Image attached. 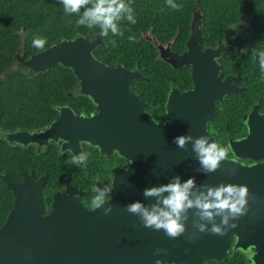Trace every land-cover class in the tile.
Masks as SVG:
<instances>
[{"label":"water","instance_id":"1","mask_svg":"<svg viewBox=\"0 0 264 264\" xmlns=\"http://www.w3.org/2000/svg\"><path fill=\"white\" fill-rule=\"evenodd\" d=\"M199 20L195 12L188 50L177 58L178 66L192 65L195 87L169 93L163 122L153 118L147 109L150 104L132 89L134 80L145 78L138 69L108 65L95 56L94 50L102 42L98 37L62 39L27 59L18 53V62L36 72L57 64L71 68L78 78L79 92L90 97L96 109L83 114L68 105L58 106L56 118L45 128L11 131L3 139L35 144L39 150L54 143L72 155L84 152L83 143H88L108 158L116 152L128 165L113 173L109 215L103 213L108 203L96 210L85 205L78 198L83 189L69 179L64 180V190L53 194L51 211L46 212V175L37 177L32 170L15 181L0 172L14 194L13 207L0 226V264H155L157 259L164 264H201L204 260H224L234 236L235 248L257 245L251 258L254 264H264V163L245 165L227 158L218 170L203 174L197 171L200 165L191 143L181 149L173 142L181 135L209 136L210 142H216L208 126L217 110L215 100L223 101L225 93L239 92L235 87L213 86L203 74L199 82L196 72L207 74L211 54L209 48H200ZM251 118L247 138L230 145L236 156L261 159L264 139ZM174 176L182 181L194 177L197 185H246L251 194L249 211L233 221L237 226L222 236L193 228V210H189L185 233L178 238L143 227L125 206L136 201L154 203V198H144V190L166 184ZM243 235H247L246 242ZM157 248L166 249L167 255H154Z\"/></svg>","mask_w":264,"mask_h":264},{"label":"trees","instance_id":"2","mask_svg":"<svg viewBox=\"0 0 264 264\" xmlns=\"http://www.w3.org/2000/svg\"><path fill=\"white\" fill-rule=\"evenodd\" d=\"M133 8L136 20L131 24L126 19L119 23L123 35H107L106 45L94 50V53L107 63H120L129 68L135 66L147 76L137 79L132 88L140 98L150 102L158 118H164L165 104L169 85L167 77L172 66L157 59L154 45L141 35L142 21L146 18L155 20V30L167 31V37L175 29V18L182 24L185 36L190 29L195 6L202 12L204 29L218 25L226 20H239L250 17L253 23L264 25V0H174L182 5L179 10L167 6V0H126ZM90 6V5H89ZM80 14H66L60 0H0V125L6 129H39L58 114L57 107L68 105L76 113L90 111L94 104L88 96L80 95L79 81L71 68L57 64L45 71L36 72L18 62V53L25 59L40 52L33 47L34 38H46L45 48L62 39L85 35L92 39L100 31L98 27L88 28L77 24ZM149 24L145 25L148 28ZM264 33V29L262 30ZM134 36L135 42L129 37ZM186 87L191 84L190 76L182 75ZM72 94V95H71ZM55 106V107H54ZM227 110L221 108L213 119L217 121ZM222 130V123L218 124ZM84 152L89 153L84 164L68 163L72 154L60 150L50 143L38 150L36 146H22L0 138V172L7 173L13 180L22 179L24 172L35 171L36 176H47L44 185L46 208H51L53 194L64 189L61 178L70 182L83 192L79 199L91 207L93 185L104 187L111 185L113 171L119 166H126L125 158L115 154L107 158L96 146L84 145ZM115 163V164H114ZM96 177H100V183ZM14 194L0 177V225L13 207ZM230 258L222 261L206 260L203 264H227Z\"/></svg>","mask_w":264,"mask_h":264},{"label":"flooded vegetation","instance_id":"3","mask_svg":"<svg viewBox=\"0 0 264 264\" xmlns=\"http://www.w3.org/2000/svg\"><path fill=\"white\" fill-rule=\"evenodd\" d=\"M195 12H197V14L200 16V20L196 24V27H198L201 32V39L199 41L200 48L202 51L209 48L211 53L209 54L210 67H207V74H204L201 70L196 72L199 82L203 74V77L207 78L206 81L213 86L216 83L215 86L235 87L239 90V92L225 93L223 96V101L220 99L215 100L217 110L213 118L208 122L209 130L214 135L217 143L222 146L229 147L230 150L227 158L235 159L245 165L264 163V158L253 159L236 156L230 145L231 141L237 142L247 138L250 132L249 121L251 116L253 126L258 130L259 136L264 139V72H262L260 69L259 57L253 55L254 50L257 52L264 50V33L262 32V30L264 29V25L262 23H253L250 17H242L239 20H226L225 23L222 22L218 25H212L210 28L204 29L202 12L198 9L197 6H195L193 9V15L188 34L185 36L182 31L181 21L176 17L175 29L173 30V32H171V35L167 37V33L169 32L162 31L160 29H154V25L156 23L155 20H151L148 18L144 19L142 21L143 25H139V27L141 28V35H143L145 39H147L154 45L157 51V59L165 61L166 63L171 65L172 69L174 70L166 75L167 83L169 85L166 102L169 93L173 89H178L180 92H182L184 90L195 87V82L193 81L192 77V65L189 64L178 66L177 64V58L188 50V41L192 32V22ZM147 24H149V27L145 28V25ZM95 37L100 38L102 41L96 47V49L108 43L107 36H101L100 31H98L93 38ZM95 56L108 65L120 64L107 63V61L99 58L96 54ZM130 69H138L145 76L144 79H148L147 76L139 69V67L135 66L134 68ZM183 73L186 77L190 76L191 78V84L187 85L186 87H184V85L180 83L182 82ZM80 95L83 94L80 93ZM92 103L94 104L93 109L87 112L81 111L78 113H93L96 109V104L93 101ZM148 103L150 104V102ZM223 106L227 107V110H224V112H226L227 114H223L217 121H213V119L220 113V110L221 108H223ZM147 109L152 114L153 118L158 122H163L166 120V104L164 118H158L155 116L151 104ZM254 109L256 110L252 114ZM220 123H222L223 130L218 127V124ZM43 128H45V126L39 129H27L21 127L6 129L5 127H2L0 125V130H5L7 133L17 130H27L32 132ZM0 138H3V136H0ZM85 144L86 143H83V149ZM29 145L36 146L35 144L31 143L22 146ZM48 145H43L41 149L44 146ZM115 154L117 153L115 152L112 157ZM112 157H110V159ZM127 165L128 162L126 166ZM126 166H119L118 169L125 168ZM65 179L69 178H61L64 183ZM49 211H51V208H46V212ZM0 226H2V224ZM243 237L244 241L246 242L247 235H243ZM235 239L236 237L234 236L227 251L228 254L226 258H230L227 264H254V261L251 257L254 253H257V245H247L246 247L239 246L235 248ZM204 261H202L201 264H203Z\"/></svg>","mask_w":264,"mask_h":264},{"label":"clouds","instance_id":"4","mask_svg":"<svg viewBox=\"0 0 264 264\" xmlns=\"http://www.w3.org/2000/svg\"><path fill=\"white\" fill-rule=\"evenodd\" d=\"M60 3L66 14H80L83 8L84 11L77 24L88 28L98 27L101 36H107L109 31L113 35H123L119 23L125 19L131 24L136 23L133 8L126 0H60ZM167 6L174 10L182 7L174 0H167ZM129 40L135 42V37L130 36ZM46 43V38L37 37L33 40V47L43 51ZM253 55L259 57V66L264 72V50L258 52L254 50ZM6 135L5 130H0V136ZM173 142L181 149H187L188 144L191 143L192 151L200 165L197 171L203 174L218 170L221 161L227 160L230 150L229 147L215 141L210 142L209 136L181 135L174 138ZM88 156L89 153L81 151L79 154H73L68 163L84 164ZM96 180L98 183L101 182L100 177H96ZM112 188L113 184L104 185L102 188L93 185L91 189L95 194L91 199L93 210L102 208L108 203L109 206L103 208V213L109 215L112 212L108 202L110 197L108 194ZM250 195L246 185L232 183H221L218 186L197 185L194 177L182 181L181 177L174 176L166 184L144 190V198H154V203L145 204L136 201L126 205L125 210L137 216L143 227L154 231L163 230L164 234L171 239L185 233L189 210H193V228L198 229L200 233L222 236L237 226L233 221L248 213ZM252 199L255 200L256 197L252 196ZM161 252L167 255V250L160 248L155 250L154 255H159ZM155 264H164V262L157 259Z\"/></svg>","mask_w":264,"mask_h":264},{"label":"rangeland","instance_id":"5","mask_svg":"<svg viewBox=\"0 0 264 264\" xmlns=\"http://www.w3.org/2000/svg\"><path fill=\"white\" fill-rule=\"evenodd\" d=\"M114 164H115V163H114ZM115 171H116V170H115ZM115 171H114V172H115Z\"/></svg>","mask_w":264,"mask_h":264}]
</instances>
